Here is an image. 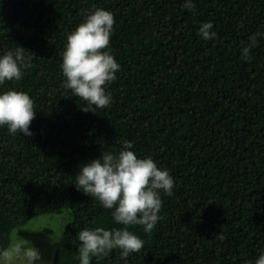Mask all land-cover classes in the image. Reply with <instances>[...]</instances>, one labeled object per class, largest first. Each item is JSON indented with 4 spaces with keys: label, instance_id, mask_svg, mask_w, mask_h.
Instances as JSON below:
<instances>
[{
    "label": "trees",
    "instance_id": "obj_1",
    "mask_svg": "<svg viewBox=\"0 0 264 264\" xmlns=\"http://www.w3.org/2000/svg\"><path fill=\"white\" fill-rule=\"evenodd\" d=\"M93 5L114 15L110 47L121 66L105 85L111 103L95 112L63 87L60 68L67 35ZM194 5L0 0V54L22 46L32 57L23 78L0 90L27 92L36 110L31 136L0 128V247L30 219L69 209L53 264H79L82 228L122 225L75 176L128 140L175 181L151 233L130 226L144 245L128 264H244L264 249V0ZM207 21L214 40L197 35ZM91 264H122L119 250Z\"/></svg>",
    "mask_w": 264,
    "mask_h": 264
},
{
    "label": "clouds",
    "instance_id": "obj_2",
    "mask_svg": "<svg viewBox=\"0 0 264 264\" xmlns=\"http://www.w3.org/2000/svg\"><path fill=\"white\" fill-rule=\"evenodd\" d=\"M194 6V0H183L184 8L191 10ZM114 23L110 10L93 5L67 35L60 65L65 78L63 87L86 102L84 111L95 112L96 108L111 103V92L105 85L116 78L121 67L110 47ZM213 27L211 21L202 22L197 35L206 41L214 40L217 32ZM250 51L249 46H244L242 57L250 59ZM31 62L32 57L22 46L5 50L0 54V86L6 81L21 80ZM35 114L34 101L27 92L14 88L0 90V128H6L12 135L31 136L30 124ZM74 184L103 208L110 209L115 224L122 225L82 228L77 233L79 264H91L93 258L99 260L113 249L119 250L122 264H128V257L144 245L130 226L142 225L145 233H151L163 218L162 196L173 195L175 181L169 169L159 167L151 156L139 157L132 150V143L125 140L118 152L104 151L99 158L82 165ZM0 264L50 262L42 258L37 247L16 234L7 247H0ZM244 264H264V249Z\"/></svg>",
    "mask_w": 264,
    "mask_h": 264
},
{
    "label": "rangeland",
    "instance_id": "obj_3",
    "mask_svg": "<svg viewBox=\"0 0 264 264\" xmlns=\"http://www.w3.org/2000/svg\"><path fill=\"white\" fill-rule=\"evenodd\" d=\"M71 220L69 209H65L60 214L36 216L30 219L26 225L16 228L11 233L10 242L17 234L19 238L27 240L37 247L45 261L53 264L58 241Z\"/></svg>",
    "mask_w": 264,
    "mask_h": 264
}]
</instances>
